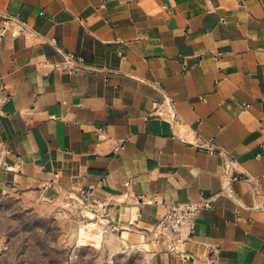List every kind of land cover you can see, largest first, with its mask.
I'll return each instance as SVG.
<instances>
[{
	"label": "crops",
	"instance_id": "1",
	"mask_svg": "<svg viewBox=\"0 0 264 264\" xmlns=\"http://www.w3.org/2000/svg\"><path fill=\"white\" fill-rule=\"evenodd\" d=\"M3 27L0 187L85 189L149 264H264V0H0ZM201 193L186 257L161 250Z\"/></svg>",
	"mask_w": 264,
	"mask_h": 264
},
{
	"label": "rangeland",
	"instance_id": "2",
	"mask_svg": "<svg viewBox=\"0 0 264 264\" xmlns=\"http://www.w3.org/2000/svg\"><path fill=\"white\" fill-rule=\"evenodd\" d=\"M102 202L80 189L45 198L0 187V264H149Z\"/></svg>",
	"mask_w": 264,
	"mask_h": 264
},
{
	"label": "built area",
	"instance_id": "3",
	"mask_svg": "<svg viewBox=\"0 0 264 264\" xmlns=\"http://www.w3.org/2000/svg\"><path fill=\"white\" fill-rule=\"evenodd\" d=\"M5 30L1 29L2 33ZM63 63L69 64L65 67L70 72L76 71L78 68L84 66L83 58L72 52H62ZM86 69H93L91 67H85ZM156 102L154 101V113L161 115L156 110ZM168 107V119L171 123L178 122L176 113L172 107L171 99H167L166 103ZM247 106V105H246ZM197 146H203L209 152L221 153V149L213 144H196ZM232 177L231 180H234ZM82 194L87 193L85 189H80ZM88 194V193H87ZM89 195V194H88ZM213 197L200 194V197L196 201H187L181 203H168L165 212L159 218V220L147 231L150 234L151 241H153L161 250L181 254L186 257L185 253H182L181 246L190 239L195 218L201 208H210L212 206Z\"/></svg>",
	"mask_w": 264,
	"mask_h": 264
}]
</instances>
